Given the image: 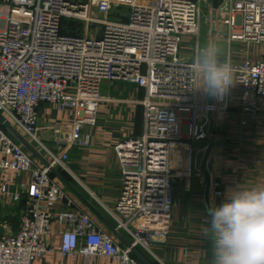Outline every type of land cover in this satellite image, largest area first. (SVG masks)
Masks as SVG:
<instances>
[{
	"label": "built area",
	"instance_id": "obj_1",
	"mask_svg": "<svg viewBox=\"0 0 264 264\" xmlns=\"http://www.w3.org/2000/svg\"><path fill=\"white\" fill-rule=\"evenodd\" d=\"M122 8L127 12L118 16L124 20L113 16ZM208 9L209 0H0V112L12 129L43 149L51 167L70 173L71 150L91 146L85 128L96 125L106 82L123 80L144 90L137 101L143 133L121 145L122 190L109 213L119 232L147 252L171 219L178 182L190 180L196 169L192 155L183 169L174 153L184 150L186 137L193 143L209 140L204 79L195 61L182 55L185 38H199ZM215 14L226 17L223 38L229 43L264 49V0H223ZM66 22L83 24L82 31L72 33ZM218 60L230 65L233 82L242 87L243 112L264 120V57L234 64L228 52ZM229 93L215 97L214 116L228 109ZM43 104L73 115L65 135L56 128L49 142L38 134ZM8 171L30 174L29 185L12 193L3 183ZM222 194L214 184L210 196ZM8 197L26 200V207L18 232L0 237V264H35L48 252L43 239L54 221L67 227L63 256L140 264L90 214L73 211V197L50 169L0 125V200Z\"/></svg>",
	"mask_w": 264,
	"mask_h": 264
},
{
	"label": "crops",
	"instance_id": "obj_2",
	"mask_svg": "<svg viewBox=\"0 0 264 264\" xmlns=\"http://www.w3.org/2000/svg\"><path fill=\"white\" fill-rule=\"evenodd\" d=\"M227 32L226 17L215 14L212 3L210 11L204 10L199 38L186 37L182 55L195 61L198 49L212 48L214 33V49L219 59H224L228 52L234 64L246 60L257 62L264 57V49L256 45L229 43L227 37L223 38ZM103 95L104 101L99 105L96 125L85 128L92 137L91 146L71 150L67 163L70 173L64 174L59 169L51 173L73 197V211L88 213L106 227L104 220L115 226L109 210H114L122 190L121 145L143 133V108L137 101L144 97V90L134 83L114 80L103 85ZM72 117L70 109L61 111L54 105L43 104L39 112L40 139L49 142L56 128H60L62 135H65ZM208 128L209 124L206 132L209 137ZM23 138L45 157L38 144ZM184 141V150L175 152L174 158L185 169L192 155L196 169L190 180L178 182L171 219L154 236L151 252L141 250L153 264H212V243L202 231L206 226L207 210L223 202L229 191L264 186V120L255 121L250 114L243 112L241 85L233 82L228 109L215 114L212 140L209 138L201 143H193L186 137ZM211 142L214 148L208 161V170L213 185L219 184L223 194L218 199L210 196L208 204L200 168ZM25 149L36 162L44 166L32 152ZM3 183L9 186L12 193H17L22 185H29L30 174L8 171L3 177ZM0 201L3 209L9 212H18L23 205V201L17 203L11 197ZM2 223L10 227V233L16 232L9 223ZM50 229L51 234L43 239L48 252L37 259L35 264H120L119 260L105 256H63L60 251L62 234L67 227L54 221Z\"/></svg>",
	"mask_w": 264,
	"mask_h": 264
},
{
	"label": "clouds",
	"instance_id": "obj_3",
	"mask_svg": "<svg viewBox=\"0 0 264 264\" xmlns=\"http://www.w3.org/2000/svg\"><path fill=\"white\" fill-rule=\"evenodd\" d=\"M194 60L203 89L223 98L233 86L230 65L219 61L211 47L198 49ZM202 231L212 243V264H264V186L229 191L207 210Z\"/></svg>",
	"mask_w": 264,
	"mask_h": 264
},
{
	"label": "water",
	"instance_id": "obj_4",
	"mask_svg": "<svg viewBox=\"0 0 264 264\" xmlns=\"http://www.w3.org/2000/svg\"><path fill=\"white\" fill-rule=\"evenodd\" d=\"M209 1L213 3V10L215 13L223 2V0H209ZM214 28H215V24H213V30ZM212 48H214V33L212 35ZM206 99H207V105L210 107V109L208 110V114H207L208 121H209L208 133H209L210 140H212L214 136V130H215V116H214V111L212 110V107H214L215 105V97L207 93ZM0 125H2L3 128H5L6 130L11 131L13 135L15 136V138H17V140L21 142L25 148H27L30 152H32V154L45 167L49 168L51 172H54L55 168L51 167L49 162L44 158V156L38 153V151L32 145L26 142L23 136H21L16 130L12 129L10 122L6 120V118L3 116L1 112H0ZM213 148H214V143L211 142L205 152V155L201 162V168H200L204 176V182L206 185V200L208 204L210 203V194L213 188L212 176L210 174V171L208 170V161L211 156ZM103 223L118 241H120L125 247L130 249L131 253L139 261L140 264H153L146 257V255L139 248L135 247L132 244V242L124 234L119 232V230L112 223L106 220H104Z\"/></svg>",
	"mask_w": 264,
	"mask_h": 264
},
{
	"label": "trees",
	"instance_id": "obj_5",
	"mask_svg": "<svg viewBox=\"0 0 264 264\" xmlns=\"http://www.w3.org/2000/svg\"><path fill=\"white\" fill-rule=\"evenodd\" d=\"M66 25L67 26H69V28L71 29V31H72V33H76L75 31H73L72 30V28L73 27H75L76 26V24L75 23H71V22H66ZM74 29V28H73ZM61 171V170H60ZM62 173H66V172H64V171H61ZM53 176V175H52ZM23 205H22V207H21V210L20 211H18V212H9V213H4V211H3V207H2V205L0 204V222H7V223H9V225L12 227V229L13 230H15L16 232L15 233H17L18 232V230H19V227H20V222H19V219H20V214H21V212L25 209V204H26V200H23ZM13 213H16L15 215H11V214H13Z\"/></svg>",
	"mask_w": 264,
	"mask_h": 264
},
{
	"label": "rangeland",
	"instance_id": "obj_6",
	"mask_svg": "<svg viewBox=\"0 0 264 264\" xmlns=\"http://www.w3.org/2000/svg\"><path fill=\"white\" fill-rule=\"evenodd\" d=\"M79 2H85L87 0H78ZM127 12V9L126 8H122V9H119V10H115L114 11V14L113 16L114 17H117V19H125L123 16L119 17L118 14H126ZM74 28V29H73ZM72 30L75 31L76 33H80L82 31V28H83V24H76L75 27H73ZM4 213L7 214V212H9V210L7 209H3ZM2 231V232H1ZM10 233V227H6L5 224H3L2 222H0V237L1 236H4V235H8Z\"/></svg>",
	"mask_w": 264,
	"mask_h": 264
}]
</instances>
